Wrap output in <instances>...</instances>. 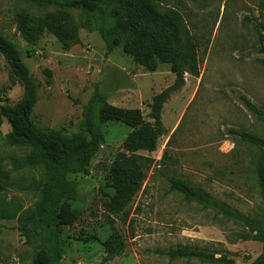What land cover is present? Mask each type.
Instances as JSON below:
<instances>
[{"label": "rangeland", "instance_id": "374dc122", "mask_svg": "<svg viewBox=\"0 0 264 264\" xmlns=\"http://www.w3.org/2000/svg\"><path fill=\"white\" fill-rule=\"evenodd\" d=\"M130 1L129 7L136 10L154 2L162 10L180 13L196 47L200 77L186 73L178 86L172 63L156 60L145 48L120 46L107 55L100 33L82 28L76 11L66 15L76 27L70 50H64L49 30L34 42L23 16L45 17L61 10L31 0H0V33L17 46L38 87L32 114L36 125L69 134L79 131L84 108L96 91L108 94V111L124 110L130 116L128 121L106 120L89 173L70 175L79 184L72 205L80 216L65 230L56 264H218L173 260L160 253L177 246L206 249L217 257L226 254L235 264H253L262 243L248 238V229L238 220L188 202L171 189L169 180H187L238 214L264 218L257 178L263 149L232 133L264 139V39L259 33L264 35L263 0ZM23 93L0 55V104L14 105ZM164 93L161 118L166 133L156 151L136 152L155 163L140 191L129 200L120 198L113 169L132 155V131L156 125V100ZM241 95L262 111V119ZM10 131L0 114V204L18 214L31 213L41 201L33 183L46 177L45 170L41 165L19 167L18 160L33 149L10 145ZM33 237L28 239L17 219H0V264H34L42 242Z\"/></svg>", "mask_w": 264, "mask_h": 264}, {"label": "trees", "instance_id": "16d2710c", "mask_svg": "<svg viewBox=\"0 0 264 264\" xmlns=\"http://www.w3.org/2000/svg\"><path fill=\"white\" fill-rule=\"evenodd\" d=\"M31 1L39 6L61 10L59 14L50 12L45 17L23 16L25 31L34 42L45 30H49L64 50H70L75 40L76 27L66 15L67 11H76L81 15L82 28L100 33L107 55L120 46L145 48L151 51V56L156 60L172 63L173 71L177 73L178 86L185 82L186 73L200 77L195 44L191 41L183 17L174 9L162 10L154 2H145L142 9L136 10L129 7L130 0ZM261 10L260 15L264 19V0ZM261 32L260 30V37L264 39ZM0 55L9 66L13 81L24 88L23 96L16 104H0V114L11 126L7 136L8 143L33 149L31 154L18 160L19 167L41 165L46 174L43 180L33 183L41 194L36 211L18 214L0 204V219H17L28 239H34V234L38 236L42 244L35 255L34 264H56L64 249L65 230L72 227L80 216V211L72 205L78 198L79 184L70 175L89 173L91 161L100 147L106 120L128 121L130 116L124 110L108 111V94L96 91L84 108V119L79 131L69 134L62 130L44 129L32 120L38 102L35 79L17 46L3 33H0ZM146 64L149 66V63ZM166 99L167 94L164 93L156 100L154 127L145 124L132 131L128 137V148L132 155L125 157L113 169L114 185L120 198L129 200L140 191L147 173L155 163L152 157L136 152L151 153L157 150L160 137L166 133L161 118L162 103ZM241 99L252 112L263 118L262 111L248 97L241 95ZM232 133L242 141L263 149L257 178L264 201V139L246 132L232 130ZM169 181L171 189L188 202L215 209L243 224L250 233L247 237L262 243V253L253 264H264V218L238 214L226 203L220 202L209 192L187 180L173 176ZM160 253L173 260L198 259L210 263L235 264V260L226 254L217 257L216 253L198 247L177 246Z\"/></svg>", "mask_w": 264, "mask_h": 264}]
</instances>
